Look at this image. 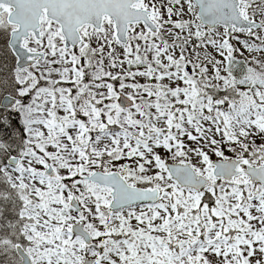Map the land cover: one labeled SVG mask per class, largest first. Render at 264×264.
<instances>
[{
  "label": "snow or ice",
  "instance_id": "6c2138e0",
  "mask_svg": "<svg viewBox=\"0 0 264 264\" xmlns=\"http://www.w3.org/2000/svg\"><path fill=\"white\" fill-rule=\"evenodd\" d=\"M0 264H264V0H0Z\"/></svg>",
  "mask_w": 264,
  "mask_h": 264
}]
</instances>
